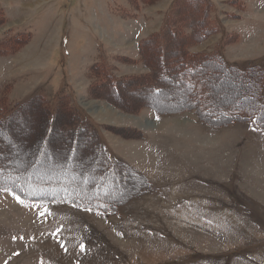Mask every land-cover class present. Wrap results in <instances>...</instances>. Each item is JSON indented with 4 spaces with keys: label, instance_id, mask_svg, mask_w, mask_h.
<instances>
[{
    "label": "rangeland",
    "instance_id": "rangeland-1",
    "mask_svg": "<svg viewBox=\"0 0 264 264\" xmlns=\"http://www.w3.org/2000/svg\"><path fill=\"white\" fill-rule=\"evenodd\" d=\"M210 1L214 31L191 49H216L237 67L264 68V0ZM0 6L6 15L0 38L30 35L19 49L0 54V109L12 116L0 123L8 127L0 142L9 144L14 159V147L23 146L14 164L5 159L7 176H53L88 192L94 181L72 170L81 169L79 163L74 168L80 156L70 150L60 171L45 162L56 143L63 144L59 125L48 131L44 115L38 119L33 111L13 118L35 93L52 112L65 94L99 128L107 150L136 168L148 186L114 210L33 201L0 188V264H264V131L254 118L211 125L188 109L127 111L88 95L92 61L115 63L118 74L145 71L140 61L112 56L136 58L139 39L165 28L169 18L185 44L189 27L177 16L178 0H0ZM196 11L181 8L184 15ZM230 88L242 96L252 86ZM116 94L134 98L125 88ZM41 126L52 149L32 150L28 137L32 143L31 130ZM45 209L51 214L41 216Z\"/></svg>",
    "mask_w": 264,
    "mask_h": 264
},
{
    "label": "trees",
    "instance_id": "trees-1",
    "mask_svg": "<svg viewBox=\"0 0 264 264\" xmlns=\"http://www.w3.org/2000/svg\"><path fill=\"white\" fill-rule=\"evenodd\" d=\"M182 7L197 11L184 15L181 12ZM177 9L179 10L177 16H183L185 25L189 27V35L186 36L184 45L180 44V40L177 41V29L169 18L165 28L139 39L136 58L123 54L112 56L115 61L120 62L140 61L147 68L145 71L118 74L115 71V63L106 62L102 57L92 61L87 68L88 95L104 99L127 111H138L143 106L152 107L161 113L188 109L200 120L211 125H226L254 118L264 131V68L256 65L237 67L228 63L216 49H191V46L201 42L214 31L211 25L213 19L210 14V0H178ZM5 20L6 15L0 6V25ZM29 37V32L25 31L5 33L0 38V54H9L19 49L30 39ZM222 80L227 84L222 83ZM232 83L234 85H231ZM243 84H251L252 89H249L250 92L247 90L249 94L234 96V91L230 87L236 88ZM222 85L228 87L221 93L217 88ZM119 88H125L134 98L125 99L116 94ZM180 92L185 93L181 100L173 102L168 98ZM31 98V103L24 101L13 111L15 113L13 118L33 111L38 119H41L40 115H44L45 129L50 131L51 127L57 124L59 131L64 133L61 136L63 144L56 143L57 150L54 151L51 144L45 143L47 140L43 139L42 126L36 127L37 129L31 130L34 141L32 143L29 141L30 136L27 141L32 145V150L37 146L42 149V145L52 149V157L45 162L57 166L58 171L67 164L71 150L70 156L77 154L81 159L74 162V168L79 163L81 169L72 170L75 173H83L87 179L91 178L94 182L89 184L87 193L81 194L79 192L85 189L83 186L61 182L55 180L53 176H47L46 179L44 177L43 180V177L38 175L32 181H26L25 175L20 172L12 177L7 176L3 163L9 160L14 164L21 156L18 152L23 146L14 147L16 150L19 149L14 159L9 152V144L5 148L6 145L0 142V188L29 200L56 199L96 210H114L134 194H140V191L148 187L145 176L131 164L115 157L107 150L97 130L99 128L85 113L70 103L67 95H60L54 112L50 110L43 94L35 93ZM31 104H36L37 107H32ZM3 110L0 109V116L3 117L0 123L6 121V116L12 117L11 113L4 114ZM33 114L31 113V116ZM7 128H0V138L6 135ZM115 132L121 135V132ZM38 158L42 159L41 153ZM41 171L43 170H38V174Z\"/></svg>",
    "mask_w": 264,
    "mask_h": 264
},
{
    "label": "snow or ice",
    "instance_id": "snow-or-ice-1",
    "mask_svg": "<svg viewBox=\"0 0 264 264\" xmlns=\"http://www.w3.org/2000/svg\"><path fill=\"white\" fill-rule=\"evenodd\" d=\"M255 130V129H254ZM18 200H19V198H17ZM45 214H51L50 212H48V210H44V211H42V212H40V215L41 216H43V215H45ZM85 250V248H84V245H81V251H84Z\"/></svg>",
    "mask_w": 264,
    "mask_h": 264
}]
</instances>
